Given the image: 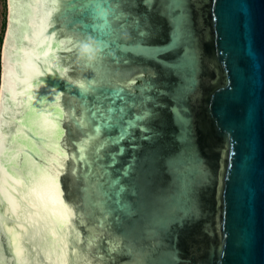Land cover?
<instances>
[{"label": "water", "instance_id": "water-1", "mask_svg": "<svg viewBox=\"0 0 264 264\" xmlns=\"http://www.w3.org/2000/svg\"><path fill=\"white\" fill-rule=\"evenodd\" d=\"M0 264H264V0H6Z\"/></svg>", "mask_w": 264, "mask_h": 264}, {"label": "rangeland", "instance_id": "rangeland-1", "mask_svg": "<svg viewBox=\"0 0 264 264\" xmlns=\"http://www.w3.org/2000/svg\"><path fill=\"white\" fill-rule=\"evenodd\" d=\"M6 18V0H0V45L2 41L3 30Z\"/></svg>", "mask_w": 264, "mask_h": 264}, {"label": "clouds", "instance_id": "clouds-1", "mask_svg": "<svg viewBox=\"0 0 264 264\" xmlns=\"http://www.w3.org/2000/svg\"><path fill=\"white\" fill-rule=\"evenodd\" d=\"M83 50H84L85 53H88V52L91 50V49H90V45L85 44Z\"/></svg>", "mask_w": 264, "mask_h": 264}]
</instances>
